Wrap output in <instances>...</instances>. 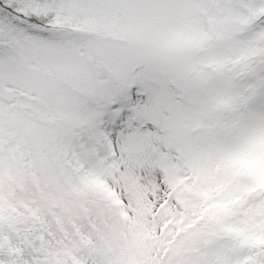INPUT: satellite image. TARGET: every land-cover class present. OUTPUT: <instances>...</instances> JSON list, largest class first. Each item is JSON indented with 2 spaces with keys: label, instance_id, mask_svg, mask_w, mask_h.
Returning <instances> with one entry per match:
<instances>
[{
  "label": "snow or ice",
  "instance_id": "1",
  "mask_svg": "<svg viewBox=\"0 0 264 264\" xmlns=\"http://www.w3.org/2000/svg\"><path fill=\"white\" fill-rule=\"evenodd\" d=\"M0 264H264V0H0Z\"/></svg>",
  "mask_w": 264,
  "mask_h": 264
}]
</instances>
